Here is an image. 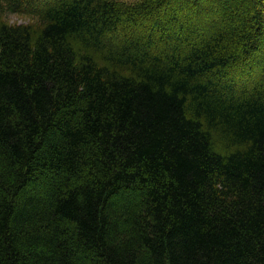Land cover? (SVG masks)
<instances>
[{
    "label": "trees",
    "instance_id": "obj_1",
    "mask_svg": "<svg viewBox=\"0 0 264 264\" xmlns=\"http://www.w3.org/2000/svg\"><path fill=\"white\" fill-rule=\"evenodd\" d=\"M0 264H264V0H0Z\"/></svg>",
    "mask_w": 264,
    "mask_h": 264
},
{
    "label": "rangeland",
    "instance_id": "obj_2",
    "mask_svg": "<svg viewBox=\"0 0 264 264\" xmlns=\"http://www.w3.org/2000/svg\"><path fill=\"white\" fill-rule=\"evenodd\" d=\"M41 1H44V0H41ZM128 1L132 2L134 0H128ZM1 17L7 23H12V24L35 20V18L31 17V15L24 13V12L1 11Z\"/></svg>",
    "mask_w": 264,
    "mask_h": 264
}]
</instances>
